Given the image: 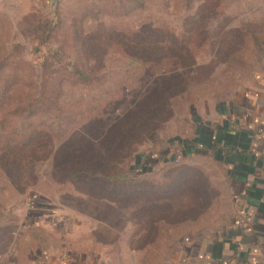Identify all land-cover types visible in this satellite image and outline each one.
I'll list each match as a JSON object with an SVG mask.
<instances>
[{
  "label": "rangeland",
  "instance_id": "1",
  "mask_svg": "<svg viewBox=\"0 0 264 264\" xmlns=\"http://www.w3.org/2000/svg\"><path fill=\"white\" fill-rule=\"evenodd\" d=\"M0 67V264H205L264 0H0Z\"/></svg>",
  "mask_w": 264,
  "mask_h": 264
},
{
  "label": "crops",
  "instance_id": "2",
  "mask_svg": "<svg viewBox=\"0 0 264 264\" xmlns=\"http://www.w3.org/2000/svg\"><path fill=\"white\" fill-rule=\"evenodd\" d=\"M256 93L242 101L234 122L230 118L227 126L222 120L219 126L216 160L227 169L233 211L229 232L215 236L213 253L212 242H204L205 264H264V120L258 124L264 111L255 101L264 99V87Z\"/></svg>",
  "mask_w": 264,
  "mask_h": 264
},
{
  "label": "trees",
  "instance_id": "3",
  "mask_svg": "<svg viewBox=\"0 0 264 264\" xmlns=\"http://www.w3.org/2000/svg\"><path fill=\"white\" fill-rule=\"evenodd\" d=\"M57 17H58V21L60 22L59 15H57ZM57 24H55L54 27L48 28L47 32L45 33L46 34L45 35V41H47L48 39L52 38V33H54L55 30L58 27ZM5 70H6V68L4 69L3 67H0V75H3ZM74 75L76 77V80H77L76 82L77 83H80V84H91V83L95 82V78H93L88 73H85L84 71L80 70L79 68H75ZM54 104H55V107H57V102H55Z\"/></svg>",
  "mask_w": 264,
  "mask_h": 264
}]
</instances>
